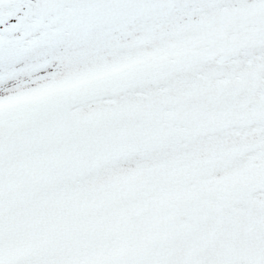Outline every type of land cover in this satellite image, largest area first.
<instances>
[{
  "label": "snow or ice",
  "instance_id": "1",
  "mask_svg": "<svg viewBox=\"0 0 264 264\" xmlns=\"http://www.w3.org/2000/svg\"><path fill=\"white\" fill-rule=\"evenodd\" d=\"M0 264H264V0H0Z\"/></svg>",
  "mask_w": 264,
  "mask_h": 264
}]
</instances>
